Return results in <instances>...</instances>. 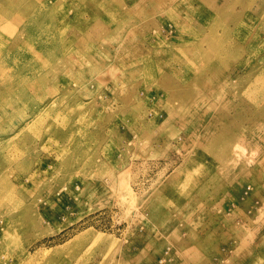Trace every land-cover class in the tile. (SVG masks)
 Returning a JSON list of instances; mask_svg holds the SVG:
<instances>
[{
    "label": "rangeland",
    "instance_id": "obj_1",
    "mask_svg": "<svg viewBox=\"0 0 264 264\" xmlns=\"http://www.w3.org/2000/svg\"><path fill=\"white\" fill-rule=\"evenodd\" d=\"M54 2L95 50L13 110L0 84V264H264V0Z\"/></svg>",
    "mask_w": 264,
    "mask_h": 264
},
{
    "label": "bare ground",
    "instance_id": "obj_2",
    "mask_svg": "<svg viewBox=\"0 0 264 264\" xmlns=\"http://www.w3.org/2000/svg\"><path fill=\"white\" fill-rule=\"evenodd\" d=\"M0 1L6 2V5L2 7L3 9L7 8L8 16L12 20L13 11L10 8L9 3L7 0ZM60 1L63 0H58V3ZM170 1L172 2L174 0ZM33 2L36 6H33L29 1H27L26 4L28 9V15L26 18L28 20L22 18L20 21H18V23L22 25L25 24V21H28L26 25L27 28L24 29L21 34V46L19 47L21 51L24 49L27 51H23V53H21L17 59H15V57L11 58L10 64H8L5 60L3 61V59L7 58V54L9 52L8 49L3 50L2 54L0 55V84L5 85V87L8 89L6 95L14 96L10 99L12 110L15 108L19 100H23L27 97L25 94L30 84L35 83V87L40 85L41 88H43L46 92H52V90H54L56 87V83L60 81V78L64 75L66 76V67H68L70 70L75 68L77 62H83L86 54H90L88 52L89 50H92V52L95 50V43L91 44V42L88 41V33H84L82 29L83 27L77 21H74L72 18H70L68 14L58 10L57 4L54 2V0H43V2H41V0H34ZM177 4L178 3L174 4V8H172L174 10L170 12V16L175 17L176 14H180V9L185 10L187 16H190L188 8L185 6L184 8H180L176 6ZM1 15L2 13H0V16ZM74 25H77L78 28H80V32L84 34V43L81 47L79 46V48L74 45V41L71 38L68 41V45L62 44L63 36L66 32L65 30L67 29L68 31V29L72 28ZM7 32L10 36H15L20 32V29L11 28L7 29ZM211 39L215 40L216 37H212ZM82 47H88L87 53H85L86 51H80V48ZM48 51H50L53 56L59 55L64 59L63 62H58L54 69L43 74L44 79L50 86L45 87L43 81L39 77L40 70H38L36 67L38 66V59L44 53L47 54ZM205 69L210 70L213 73L212 79L217 81V73H219L218 68L207 65ZM39 79L41 80V83ZM208 83L209 82L202 81L199 83V86L205 89V86H207ZM207 88H209V86ZM219 93L220 92L217 94ZM3 99L4 97H0V120H4V117H7V115L12 111L8 110L9 104L7 101L4 102ZM34 112H36L35 116H37V107L34 109ZM233 163L236 164V162ZM247 187L248 186L246 185L244 189H247Z\"/></svg>",
    "mask_w": 264,
    "mask_h": 264
}]
</instances>
